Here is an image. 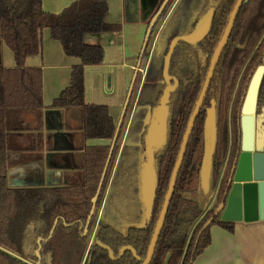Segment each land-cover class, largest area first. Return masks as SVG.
Segmentation results:
<instances>
[{"label": "trees", "instance_id": "16d2710c", "mask_svg": "<svg viewBox=\"0 0 264 264\" xmlns=\"http://www.w3.org/2000/svg\"><path fill=\"white\" fill-rule=\"evenodd\" d=\"M201 1L178 0L166 18L157 39L160 50L157 51L155 47L151 55L138 105L153 109L158 104L165 87L162 71L169 42L193 26L207 3L206 0L203 4ZM215 1L217 6L210 31L200 42L203 51L208 54L206 64L198 59L195 47L184 41L177 44L171 58L170 73L178 79L179 86L171 93L168 102L166 143L155 153L157 185L151 219L138 226L144 221L140 196L144 131L137 148L125 144L121 153L97 233L90 245L88 257L91 256V264H141V260H137L131 251H125L122 257L112 260L108 251L97 245L96 240L108 245L115 257L124 245L132 246L142 259L146 256L183 133L204 83L215 46L236 0ZM171 4L163 16H166ZM108 10L107 0H76L59 13L45 12L42 0H0V34L13 52L16 63L13 68L0 66V246L21 252L30 260L38 244L36 240L40 238L46 264H50L49 254L54 250L71 256L69 264H81L89 235L81 236L80 221L86 222L90 194L96 189L107 147L86 149L87 184L91 190L90 187L85 190H72L67 186L59 188L63 196L84 195L80 205L67 203L60 207L61 211L50 206L41 212L40 188L30 187L19 191L7 188L8 130L19 119L17 114L38 111L42 107L41 68L26 65L25 60L40 53L41 32L48 29L51 38L61 43L66 55L80 60L72 67L69 85L61 91L53 105L79 111L87 137L112 138L115 128L107 106L84 101V67L100 64L104 55L102 46L86 43L85 36L118 29L117 25L105 22ZM263 51L264 0H243L193 126L150 264H191L209 246L212 225L233 232L234 222L220 220L219 216H215L207 228L201 229L222 199L238 149L242 96L249 76L261 62L259 58ZM146 55L145 51L143 56ZM212 100L215 101L217 132L210 186L205 191L200 184L199 168L203 155L204 120ZM263 104L264 76L258 91L257 107ZM104 182L105 188L107 180ZM53 190H56L55 187ZM212 195L214 203L207 208ZM56 217H61L62 221L49 235ZM76 218L80 221L76 220V225H71L70 221ZM64 221L70 225H64ZM79 242L82 244L75 249V244ZM0 264L22 262L0 250Z\"/></svg>", "mask_w": 264, "mask_h": 264}, {"label": "water", "instance_id": "95a60500", "mask_svg": "<svg viewBox=\"0 0 264 264\" xmlns=\"http://www.w3.org/2000/svg\"><path fill=\"white\" fill-rule=\"evenodd\" d=\"M149 1L150 0H148V2ZM167 1L168 0H164L157 12L151 17V19L146 21L147 26L144 40L142 43V48L139 54V63L143 58L144 51L151 32V37L153 39L158 28L160 33L163 26L162 23H164L167 18V15L161 16L156 25V21L162 13V10L165 7ZM242 1L243 0L235 1L226 26L224 28V31L214 49L204 83L202 85L198 98L195 101L193 111L189 117L186 129L183 133L180 149L174 164L168 189L165 194L163 205L160 210L157 222L155 224L145 258L142 259L137 254L136 250L130 245L122 246L119 249L118 256L115 257L113 250L108 245L104 244L100 240H96V244L102 247L103 249L107 250L109 257L112 260L119 259L120 257H122L125 251H131L133 256L137 260H141V264H150L161 227L163 225L165 216L170 205V201L185 156L187 145L193 130V126L201 108L203 99L206 96L217 62L227 43L236 14ZM141 2L145 3L146 0H141ZM159 2L160 0H153L151 11L156 9V5ZM213 11L214 8L212 6L209 7V9L202 16L198 17L195 20L192 30L190 32L179 34L170 41L168 50L164 55L162 75L165 87L162 91V95L159 99V102L153 109L150 106L142 105L150 108V111L141 108L146 110L145 120L147 118V121L143 130V132L145 131V136L144 148L141 154L140 169V196L144 206V221L138 226L143 225L145 222H149L151 219L157 185L155 153L166 143L167 118L169 112L168 102L171 93L174 92L179 85L178 80L169 73L173 52L178 42L180 41H184L192 44L193 46H196L198 41L201 40L206 34V32L209 30ZM155 45L157 51H159V42L156 41ZM259 61H261L260 64L256 66V68L249 76V80L245 87L242 96V101L239 107L240 137L238 142V149L228 174L222 199L215 208L212 216H210V218L205 222L201 231L207 228L212 223L215 216H219L220 220L232 222H252L264 220V104L261 107H257L258 91L264 76V51L260 56ZM135 74L133 77V81L135 78ZM131 87L132 84L130 86V90ZM129 95L130 93H128L124 102L121 117L126 111ZM138 106L139 105H137V108ZM139 114L142 113H137L133 119L132 126L129 129L126 140L124 141L125 144L132 145L130 143L133 142V139H136V133L140 130L141 124L143 126V124L145 123V120L141 121L142 118L138 117ZM118 130L119 127L117 126L113 140H115ZM216 132V109L215 101L212 100L210 107H208L206 110V116L204 120L203 155L199 168L200 184L205 191H207L210 186L212 160L216 145ZM37 184L38 183H34L33 181H31L30 186L35 187ZM213 199L214 196L212 195L209 202ZM86 264H91V256H89Z\"/></svg>", "mask_w": 264, "mask_h": 264}, {"label": "crops", "instance_id": "0c3cea01", "mask_svg": "<svg viewBox=\"0 0 264 264\" xmlns=\"http://www.w3.org/2000/svg\"><path fill=\"white\" fill-rule=\"evenodd\" d=\"M74 1L42 0V5L50 6L49 13H59ZM107 3L109 10L105 22L117 25L118 29L85 36L86 43L100 44L104 55L100 64L86 65L84 68V101L87 104H106L116 121L121 114L129 83L139 63L147 26L146 18L151 12L153 0L149 2L146 0L145 3L141 0H107ZM41 35L42 52L39 56L30 58L27 65L42 68L45 122L55 124L50 126L51 130H57L60 122L64 123L69 117L65 111L51 105L68 86L72 67L79 64L80 60L66 55L61 43L51 38L47 29L42 30ZM2 59L5 63L3 65H12V58L6 50L3 51ZM141 63L142 60L139 64ZM135 105L134 99L131 106V110L133 109L131 125L123 133V141L127 138L135 115L137 113L146 115V110L138 109ZM70 118L74 121L76 116L71 115ZM67 141V148L71 149L74 141L72 138ZM47 165L43 169V180H49L50 171L54 178L52 180L66 178L64 173L58 172L49 161ZM42 168L43 165L38 158L30 157L9 170L11 175L16 171L20 173L24 181L29 178L27 176H31L30 180L34 181V178L35 180L40 178ZM40 169L41 172L38 174ZM211 202L213 204L214 199ZM210 234L209 246L191 264H264V220L234 222L233 232L214 224L210 227Z\"/></svg>", "mask_w": 264, "mask_h": 264}, {"label": "flooded vegetation", "instance_id": "af4514ba", "mask_svg": "<svg viewBox=\"0 0 264 264\" xmlns=\"http://www.w3.org/2000/svg\"><path fill=\"white\" fill-rule=\"evenodd\" d=\"M163 1L164 0H161V2H159L156 5V9H154L153 11H151L149 13V15L146 18V21L151 19V17L157 12V10L159 9V7L161 6ZM177 1L178 0H174L173 2H171V0L167 1L165 7L162 10V13L160 14V16L158 17V19L156 21V25H157L160 17L163 16L167 7L172 3L170 9L168 10V12L166 14L167 17L169 16V14L173 10L174 6L176 5ZM197 1L200 2V0H197ZM204 1L205 0H202L201 3L203 4ZM206 1H207V3L204 6V8L202 10V14L200 16H202L211 6L214 8L213 15L215 13L217 1H215V0H206ZM212 21H213V16H212L211 24H212ZM162 24H164V23H162ZM192 27H190L188 32H190L192 30ZM210 28H211V25L209 27V30L203 36V38L198 41L196 46H194L195 49L197 50L198 59L203 64H206L208 54H206L203 51L202 46H200V42L206 38L208 32L210 31ZM188 32H186V33H188ZM151 35H152V32L149 36V39H148V42H147V45L145 48L147 55L143 56L145 61H142L143 63H141V64H137V68L135 70L136 74L134 71V74H135L134 81H133V77H134V74H133L132 79L129 83L127 93H126V97H127L128 93H130V95H129V100H128V104L126 107V111L124 112L123 116L121 117V115H122V110H121V114H120L118 120L114 121V119L110 113L109 107L106 104H95V105H106L108 108L109 114L112 117V121H113L115 131H116V127L117 126L119 127V130L117 132V136H116L115 140H113L114 135H115V131H114L113 137L110 139L92 138L89 136L87 137L84 133L83 125L81 123V115H80L79 111L73 110V109H66L63 107H57V106H54L53 103L51 105L53 108L61 109V110L65 111V113L68 114L69 118H67L64 121V123L60 122V125L58 126L57 130H51V127L55 124L52 125V124H49L51 122H49V123L45 122L46 116H45L44 107H43V105H44L43 104L44 103L43 102V74H42V100H41L42 107L38 111H34V112L22 111L21 113L17 114V117L19 119H17V121L15 123H12V128L10 130H8V134H7L8 159H7V166H6V173H5L6 186H7V188L12 189L14 191H19L20 189H23V188L32 187V186H30V184H31L30 177L31 176H27L29 178L26 181H24L23 178L21 177L22 175H20V173H18L16 171L13 173V175H11L9 169H11L15 165L17 166L19 164H22L24 161H26L30 157L38 158V160L40 161V164L43 165L42 173L40 175V178L38 180H35V178H34L33 182L38 183L35 187L40 188V195L42 198L41 212L46 211V209H48L50 206H53L56 210L61 211L60 207L61 206L64 207L67 203H77L78 205L83 203L84 195L81 194V195H77L75 197L74 196H63L60 194L59 188L63 187V186H67L72 190H75V189L85 190L88 187H90V190H91V186L87 184L88 179H87V166H86V149L88 147H107V155H106V158L104 161V165H103L102 172L100 174L98 183L96 185V189H95L93 194L92 193L90 194V198H89L90 203H89L87 219L85 220L86 222H82L77 218L74 219L73 221H70L71 225H74V224L76 225L75 221L79 220L81 223L80 224L81 225L80 230H82L81 236L86 237L88 235L90 236V234H91L92 243H93L95 235L97 233V227H98L99 221H100L101 216H102V211H103L105 203H106V199L108 196V192H109V188H110L112 179L116 173L117 166L119 164V159H120L121 153H122L124 146H125V142L122 139L123 133L126 132L127 128H129L131 125V119H132V113H133V109L131 110L132 102L135 99V104H136L135 106L138 105L139 93L141 91L143 83L145 82V78H146L147 70L149 67L151 55L154 51V48L156 47L155 43H156L158 35H159V28H158L157 32L155 33L153 39H152ZM241 46H243V45H241ZM4 50H6L12 58V65L11 66L3 65V64H5L3 62V59H2ZM41 52H42V35H41V51H40V53L33 56V57H30V58H34V57L39 56L41 54ZM30 58L25 60L26 65H27V61ZM144 62H146V63L144 64ZM210 62H211V59H210ZM210 62L208 64V69L210 66ZM217 64H218V62H217ZM0 66L5 67V68H13L16 66L14 54L11 51V49L4 42L3 38L1 37V34H0ZM216 67H217V65H216ZM208 69L206 71V74L208 72ZM215 70H216V68H215ZM215 70H214V73H215ZM41 71H42V68H41ZM169 73H170V68H169ZM214 73L212 75V78L214 76ZM205 77H206V75H205ZM212 78H211V81H212ZM131 84H132V87L130 90ZM123 106H124V104H123ZM122 109H123V107H122ZM71 115L76 116V119L74 121L70 118ZM146 128H147V126H146ZM71 138L73 139L74 142H73V144H71V149H68L67 148V144H68L67 140H70ZM94 142H96V143H94ZM132 146L134 148L138 147V146H134V145H132ZM47 161H49L50 164L54 165V168H56L58 172H61V173L63 172L64 173L63 175H65L66 178L64 180H62V179L52 180L54 178L52 176L53 175L52 171H50L49 172V174H50L49 180L48 181H45L46 179L43 180V176H44L43 175V169L45 166H48ZM48 170H50V169H48ZM40 172H41V169L39 170L38 174ZM105 180H107V184H106V187L104 188V184H105L104 181ZM54 187L56 190H53ZM57 216H61V215H57ZM59 221H62L61 217H56L54 219L53 226L50 230L49 235H51L53 233L55 226L57 225V223ZM70 223H68L66 221L63 222L64 225H70ZM77 225H79V224L77 223ZM36 242L38 244H37V247L34 249L33 258H31V260L24 257V254L21 252L8 250V249L1 247V246H0V250L6 252L12 258H15L16 260L22 262V264H46V261L44 259V254L42 252L43 248H42V245L40 243V238H38L36 240ZM81 244H82L81 242H79V244H75L74 248L76 249V247L77 248L80 247ZM91 244L86 245L81 264L87 263V260L89 258L88 253H89V249H90ZM72 252H73V250H72ZM49 255H50V264H60V263L61 264H69L68 259L69 258L71 259V256L68 257L67 253H62L61 251H58V250H57V252H55V250H54Z\"/></svg>", "mask_w": 264, "mask_h": 264}, {"label": "rangeland", "instance_id": "374dc122", "mask_svg": "<svg viewBox=\"0 0 264 264\" xmlns=\"http://www.w3.org/2000/svg\"><path fill=\"white\" fill-rule=\"evenodd\" d=\"M76 1V0H75ZM42 8H44L43 10L45 11V12H48V10L50 11V6L49 5H42ZM47 10V11H46ZM51 12V11H50ZM48 30V29H47ZM142 61H145V59L143 58L142 59ZM138 108H144V109H146V110H149L150 111V108H148V107H146V106H142V105H139L138 106ZM144 114H139V116L138 117H141L142 119H141V121H143V120H145V115L143 116ZM143 116V117H142ZM146 117H148V116H146ZM146 121H147V118H146V120H145V123L143 124V126H142V124H141V128H140V130L136 133V139H133V142H131L130 144H132V145H134V146H138L139 145V143H140V138H141V134H142V132H143V130H144V126L146 125ZM211 204H212V202H210V204L208 205V207L207 208H210L211 207ZM92 243V236H91V234H90V236H89V240H88V245L89 244H91Z\"/></svg>", "mask_w": 264, "mask_h": 264}]
</instances>
